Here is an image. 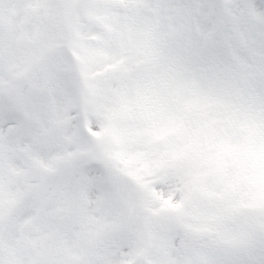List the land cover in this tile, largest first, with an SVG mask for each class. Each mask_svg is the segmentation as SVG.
Wrapping results in <instances>:
<instances>
[{
  "label": "snow or ice",
  "instance_id": "6c2138e0",
  "mask_svg": "<svg viewBox=\"0 0 264 264\" xmlns=\"http://www.w3.org/2000/svg\"><path fill=\"white\" fill-rule=\"evenodd\" d=\"M0 264H264V0H0Z\"/></svg>",
  "mask_w": 264,
  "mask_h": 264
}]
</instances>
